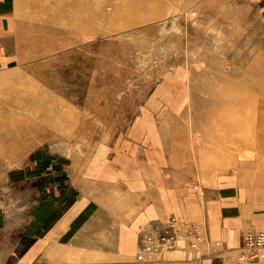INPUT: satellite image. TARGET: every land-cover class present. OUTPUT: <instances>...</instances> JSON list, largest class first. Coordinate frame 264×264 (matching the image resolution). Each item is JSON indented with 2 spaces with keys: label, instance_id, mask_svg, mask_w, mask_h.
<instances>
[{
  "label": "rangeland",
  "instance_id": "1",
  "mask_svg": "<svg viewBox=\"0 0 264 264\" xmlns=\"http://www.w3.org/2000/svg\"><path fill=\"white\" fill-rule=\"evenodd\" d=\"M162 176L219 224L205 210L138 223ZM64 192L62 217L87 218L71 236L110 209L114 229L138 226V262L176 247L253 264L240 254L264 231V0H0V264H48L58 249L28 218ZM175 219L174 247L142 253Z\"/></svg>",
  "mask_w": 264,
  "mask_h": 264
},
{
  "label": "crops",
  "instance_id": "2",
  "mask_svg": "<svg viewBox=\"0 0 264 264\" xmlns=\"http://www.w3.org/2000/svg\"><path fill=\"white\" fill-rule=\"evenodd\" d=\"M163 176L159 183L157 182V185L150 186L145 190L144 204L146 213L144 217H140L138 223H141V221L144 223L148 219L151 220L153 218L162 220L163 217L173 213L180 214L187 221L201 223L205 220L207 221L205 210L211 218V221L208 220V222L214 226L219 224L218 221L220 219L214 216L215 209L213 211L207 207L204 209L200 204L201 201L192 196H186L189 200H192L191 202L174 195L172 192L176 188L175 183L172 180H168L167 176L163 179ZM104 185L106 186L104 191L106 201L112 203L115 207L117 204H121L115 202L114 195L108 191V184L104 183ZM19 191H22L21 193L23 194V190ZM66 194L67 192H64L58 196L43 198L37 208L33 209L34 214L28 218L27 230L32 234L38 235L43 240V251L45 253L48 251L51 254V250L58 249V252H52L53 257L50 256V259L47 260L48 264H228L227 262H216V259L210 255H201V253H198L199 250L196 252L192 249H178L176 247L162 252L158 255L160 257L155 258L153 261L138 262L136 259L138 238L136 230L138 226L133 224L131 229L125 226L121 229L118 228L119 230L114 229L115 216L111 214L110 209H107L101 216L97 230L83 233H78L79 231H77L71 236L69 229L72 223L79 226L87 218L85 219L82 216V211L77 214L81 208L78 206L77 210L73 211V214L62 217V212L66 208L64 204L68 199H71V195ZM138 206L140 207V204ZM42 208L43 210H41ZM112 212L115 213L113 210ZM90 213L85 214L88 217ZM46 217H49V219L44 224L40 219ZM90 223L94 224V217L91 218ZM104 228L106 231H102ZM235 237L239 239L237 235L233 236L232 239H235ZM241 244L239 242L234 246ZM32 250L33 248L29 250V254H26L24 258H29Z\"/></svg>",
  "mask_w": 264,
  "mask_h": 264
},
{
  "label": "built area",
  "instance_id": "3",
  "mask_svg": "<svg viewBox=\"0 0 264 264\" xmlns=\"http://www.w3.org/2000/svg\"><path fill=\"white\" fill-rule=\"evenodd\" d=\"M175 220L170 222L166 228L167 231L163 234H149L143 244L141 250L142 253L144 252V254L148 255L162 248L173 247L179 234V227L177 231L175 230ZM244 238L245 239L240 257L242 259L246 258L247 260L251 259L250 261L253 264H256L253 262L255 260H257V262L264 260V231L247 232Z\"/></svg>",
  "mask_w": 264,
  "mask_h": 264
},
{
  "label": "bare ground",
  "instance_id": "4",
  "mask_svg": "<svg viewBox=\"0 0 264 264\" xmlns=\"http://www.w3.org/2000/svg\"><path fill=\"white\" fill-rule=\"evenodd\" d=\"M175 223H176V227H175V230L177 231L178 230V223H177V220H175ZM170 224V222H168L167 224H166V226L167 225H169ZM176 240H177V238H176ZM176 242V241H175ZM174 247V246H173ZM173 247H171V248H173ZM154 255V254H153ZM239 255V254H238ZM241 258V257H240ZM242 259V258H241ZM244 259H246V258H244ZM256 264H264V260H260V261H258V262H256Z\"/></svg>",
  "mask_w": 264,
  "mask_h": 264
}]
</instances>
